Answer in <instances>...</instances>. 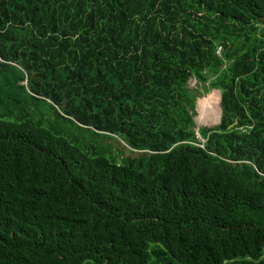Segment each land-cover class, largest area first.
Instances as JSON below:
<instances>
[{
    "label": "trees",
    "instance_id": "trees-1",
    "mask_svg": "<svg viewBox=\"0 0 264 264\" xmlns=\"http://www.w3.org/2000/svg\"><path fill=\"white\" fill-rule=\"evenodd\" d=\"M0 264H264V0H0Z\"/></svg>",
    "mask_w": 264,
    "mask_h": 264
},
{
    "label": "rangeland",
    "instance_id": "rangeland-1",
    "mask_svg": "<svg viewBox=\"0 0 264 264\" xmlns=\"http://www.w3.org/2000/svg\"><path fill=\"white\" fill-rule=\"evenodd\" d=\"M188 89L194 95L199 96L196 101V114L194 116L195 128H212L219 124L220 120V92L218 90H210L205 92L204 86L196 83L194 79L189 80ZM207 112L208 114H206ZM200 141V138L197 137Z\"/></svg>",
    "mask_w": 264,
    "mask_h": 264
},
{
    "label": "water",
    "instance_id": "water-1",
    "mask_svg": "<svg viewBox=\"0 0 264 264\" xmlns=\"http://www.w3.org/2000/svg\"><path fill=\"white\" fill-rule=\"evenodd\" d=\"M256 18H257V21H258L259 24L262 23V21H263L262 18H259V17H257V16H256Z\"/></svg>",
    "mask_w": 264,
    "mask_h": 264
},
{
    "label": "bare ground",
    "instance_id": "bare-ground-1",
    "mask_svg": "<svg viewBox=\"0 0 264 264\" xmlns=\"http://www.w3.org/2000/svg\"><path fill=\"white\" fill-rule=\"evenodd\" d=\"M206 114H208L207 112H205Z\"/></svg>",
    "mask_w": 264,
    "mask_h": 264
}]
</instances>
